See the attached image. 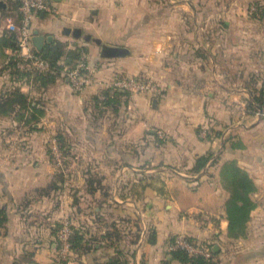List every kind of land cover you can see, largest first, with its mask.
<instances>
[{
    "label": "crops",
    "instance_id": "1",
    "mask_svg": "<svg viewBox=\"0 0 264 264\" xmlns=\"http://www.w3.org/2000/svg\"><path fill=\"white\" fill-rule=\"evenodd\" d=\"M185 1L51 0L56 12L35 17L36 49L59 43L72 65L75 50H83L98 70L82 93L62 76L21 82L16 89L34 98L39 114L23 119L0 113V123L15 125L5 139L23 141L0 147L2 204L16 223L29 216L47 222L9 231L15 250L24 251L28 236L35 237L32 264L53 260L50 226L60 217L59 207L51 206L60 184L48 160L51 139L63 141L69 175L79 174L63 211L79 213L83 225L87 245L75 264L115 256L127 264H182L172 257L178 235L205 244L212 264H264V120L254 123L261 129L255 133L261 153H248L245 141L233 149L210 129L214 109L230 106L234 86L264 91V2ZM257 3L261 15L249 8ZM20 17L19 0H0V40L16 35ZM0 51V76H8L13 50ZM116 78L150 81L158 93L110 94ZM19 124L27 126L19 130ZM202 126L211 135L204 137ZM223 154L232 155L257 187L246 234L238 238L229 233V194L218 167ZM209 156L200 168L198 159ZM33 189L38 194L31 201Z\"/></svg>",
    "mask_w": 264,
    "mask_h": 264
},
{
    "label": "rangeland",
    "instance_id": "2",
    "mask_svg": "<svg viewBox=\"0 0 264 264\" xmlns=\"http://www.w3.org/2000/svg\"><path fill=\"white\" fill-rule=\"evenodd\" d=\"M161 1L166 2L168 4L169 3L174 4L176 0H161ZM183 1H184V3H186L185 0H183ZM262 2H264V1L262 0L261 3ZM251 7H254V9L252 11L254 13H256L258 8H259V5H258V3L255 5L254 4L249 5V8H251ZM257 13L259 14V12H257ZM259 15H261V13ZM257 46H259V44H257ZM6 71H8V70H6ZM4 72L5 71H2V73H4ZM16 73H17L16 71H14V72L9 71L8 76H6L5 74L3 76H0V103L7 102L8 98H6V97H8V96L13 97L19 91L16 88L21 85V82H23V80H21L20 75H18ZM254 77H249V79L247 81H251L252 79L259 78L257 76L255 78ZM263 79H264V77H263ZM262 81L263 80L260 79V82H262ZM233 89H235V90H233L231 93H229L230 101L228 103L230 106H228L226 108L216 107L214 109L215 115L211 117L213 119L210 121L212 124V126H210V129L213 132V137L218 135L219 138H221V135H222V138L220 141H224V143H225V141L228 142L231 139L237 141L236 143H242V141H245L247 143V146H248L247 147L248 153H251V154H253V153L255 154L258 152L261 153V140H256V138H255L256 137L255 133L261 134V129L259 128L257 131L254 128L255 127L254 123H256V121H259V120H264V91L258 92L257 90H253V91H247L244 93V92L238 91V87L234 86ZM108 90H109L110 94L117 92V91H112L110 89H108ZM257 96L262 97V99H260V100H261V105L263 107H260V108H258V106L256 107L257 102H256L255 98ZM29 99L32 103H34V101H33L34 98L32 96H29ZM218 102L219 101L217 100L216 103L218 104ZM15 103H17V102H15ZM14 113L16 114V117H20V118H22L21 115H24V113H25V115L30 116V114L27 113V110H24L23 108H21L19 106H16L15 112H12L10 114H14ZM3 116H9V114H4ZM222 121H224V122H222ZM25 126H27V125L26 124H21V125L19 124V125H17L16 128L19 127L18 129L21 130L20 128H24ZM14 127H15V125H10L6 121L3 123H0V147L1 146H3V147L8 146L9 147V145L11 143H13L15 145L16 140H11V139L6 140L5 139V135L7 137L10 136L11 134L8 133V131H10L11 129H15ZM1 136H4V138L2 139ZM239 141H241V142H239ZM16 143H23V141L16 142ZM56 143H57L58 147L60 148L61 153L54 152L55 151V149H54L55 142L53 139H51L47 142L48 160H50V162L53 164L55 174H57L56 179L60 183L59 186L57 187L58 190L57 189H56V191L53 190L54 196H53V200L51 201V206L53 209H57L59 207L60 217L55 222V224L52 223L53 225L50 226V228L52 229V232H53V237L50 241L51 246L53 245V249H49V250H51L50 255H52L53 260L49 264H75L74 259L78 258V251L74 250L73 238H74V236H76V234L77 235H79V233L82 234L83 225L81 226L80 219H79V213L72 212V214L69 215L68 213H64L63 211H64V206L68 205L67 204L68 203L67 193H68V190L70 187L69 185L75 184L74 183L75 179L76 178L79 179V174L74 173L75 174L74 175L72 173L71 176L69 175V172H67V169H66V165L68 163H70L71 157L67 156V155L65 156V153L63 151V145H64L63 141L56 139ZM229 144H230V142H229ZM233 152H231V153L233 154ZM226 154H227V151H226ZM29 159L34 160L35 158L29 156ZM228 160H234V158H232V155H230V154L227 156L223 154V156L221 157V160L219 162L223 163V162L228 161ZM53 175L50 177V179L54 178ZM63 179L65 181L67 180L65 184H63ZM64 187H66V188L64 189ZM74 190H75L74 188H71L72 194H74ZM35 191H34V189L32 190L33 193L31 194V197H30L31 201L35 197V196L33 197V195L38 194V192L36 193ZM48 192H50V191H48ZM65 193H66V195H65ZM2 203H3L2 198L0 197V207L3 210H5V212H6L5 221H4V223H2L0 225V256L3 257V259L2 258L0 259V262L4 261L3 262L4 264H10L9 261H11L12 264H32L31 261H33V255H34L33 247L35 245V243H32V242H34L35 239H33V238H35V237H31L32 235L28 236L29 240L24 245V249H25L24 251H22L21 246H19V250H17V249L15 250V248H16V244H15L16 237L10 236L9 231L12 230V232H16V227H18L19 225H22L23 223L26 226V228L28 227V225L30 226L26 230L32 229L33 227L31 228V226H33V223L35 224L36 221H37L36 223H40L39 221H41V220L35 219L34 218L35 216H32V217L29 216V217H26L25 219H22L23 221L20 220L21 222L16 223L15 214H12L10 217V213H9V211H7L8 209ZM25 205H27V204L26 203L23 204L22 207L25 208ZM94 206H95V204L92 207L94 208ZM27 208H29V207H27ZM27 208L25 210H27ZM25 210H22V211L24 212ZM23 212H19V213H21L22 216L28 215V214H33V212L32 213L28 212L25 214ZM9 218H10V220H9ZM46 223L47 222L43 220V221H41L40 225L43 226ZM65 223H67V225H68L67 227H69V229L71 231V235L68 237V239H66L63 235V228H64ZM34 226H37V225H34ZM31 238H32V240H31ZM67 243H70V247H66ZM45 244H47V245H44V247L47 248L46 246H48L49 242L46 241ZM36 245H40V244L36 242ZM11 247H14L13 248L14 252H12Z\"/></svg>",
    "mask_w": 264,
    "mask_h": 264
},
{
    "label": "trees",
    "instance_id": "3",
    "mask_svg": "<svg viewBox=\"0 0 264 264\" xmlns=\"http://www.w3.org/2000/svg\"><path fill=\"white\" fill-rule=\"evenodd\" d=\"M15 37H16L15 33H12L9 34L8 37H6L5 39L0 40V50H2V47H6V46L10 47L13 50L11 59L7 64V68H9L10 71L12 72L16 71L17 72L16 74L20 75L21 77L20 79L23 80V82L25 81V83L41 84L45 80H48L52 77L55 78L56 76H62L64 78L63 72L65 68L69 67L72 64L71 63L69 64L67 58H65L67 53L63 45L59 43H54L53 45H49L45 48L37 49L39 54L51 63L52 70L50 72L23 73L15 68L16 56L14 53L17 49ZM75 51L77 53L76 55H78L79 54L78 50ZM116 93H122V92L117 91ZM6 98H8L7 102L0 103V113L2 114H10L12 112H15L16 106H19L24 110H27V113L30 114V116L25 115V113L24 115H21L23 119L25 117H28L29 119V117L33 116L35 113L39 114L38 109L30 101L28 95L21 93L20 91H18L13 97L8 96ZM260 99H262L261 96L260 97L257 96L255 98L257 102L256 107L258 106V108L263 107L261 105ZM112 101L113 99L107 102L109 104ZM236 142L237 141L233 139L229 140L228 142L225 141L226 145L231 146L233 149L243 148L242 143H236ZM209 159L210 156L201 157L200 159H198L199 167L202 168L203 166H205V164H207ZM217 165L218 164H216V166ZM218 167L220 169V177L223 187L229 194L228 200L226 202L227 218L230 223L229 233L232 237L235 238L245 236L247 230V223L249 222L251 217V212L256 206V203L254 202L252 196L256 192L257 187L253 179L250 177L249 173L245 169L239 166L237 160L234 159V160L225 161L223 163H220ZM5 218H6V212L0 207V225L4 223ZM189 240L194 241L190 238ZM85 245H87V243L85 244L84 242L83 233L82 234L79 233V235L76 234V236H74L73 238L74 250L78 251L82 248V246ZM172 257L173 259L178 260L182 264H212L207 258H204L202 256H191L182 249H175L172 253ZM33 264H37V263L33 262ZM97 264H127V263L125 262V260L121 258V256H115L105 262H98Z\"/></svg>",
    "mask_w": 264,
    "mask_h": 264
},
{
    "label": "built area",
    "instance_id": "4",
    "mask_svg": "<svg viewBox=\"0 0 264 264\" xmlns=\"http://www.w3.org/2000/svg\"><path fill=\"white\" fill-rule=\"evenodd\" d=\"M20 2V23L16 27V45L15 51V68L23 73H48L52 70L51 63L42 57L32 43L33 22L37 15L45 12H56L51 5V0H19ZM254 9V8H253ZM98 68L89 62L88 54L79 50V57L73 65L66 67L63 75L64 79L69 83L75 92L82 93L92 84L93 77ZM108 89L112 91L122 92H151L158 93V89L150 81H141L136 78H116L109 83ZM201 134L208 137L210 134L207 126H202ZM213 137V136H212ZM55 142L54 152L61 153L60 148ZM65 223L63 235L66 239L71 235L69 227ZM70 247V243L66 244ZM175 249H182L191 256H202L209 258L211 256L210 249L202 243L189 240L185 235H178L173 242Z\"/></svg>",
    "mask_w": 264,
    "mask_h": 264
}]
</instances>
